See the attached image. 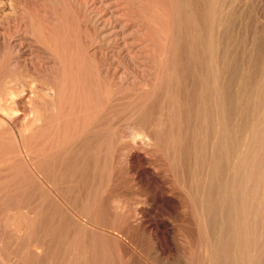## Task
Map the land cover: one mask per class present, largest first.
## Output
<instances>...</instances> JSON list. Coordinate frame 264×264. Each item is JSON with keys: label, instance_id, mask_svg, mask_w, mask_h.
Segmentation results:
<instances>
[{"label": "rangeland", "instance_id": "1", "mask_svg": "<svg viewBox=\"0 0 264 264\" xmlns=\"http://www.w3.org/2000/svg\"><path fill=\"white\" fill-rule=\"evenodd\" d=\"M259 51L264 0H0V87L26 77L43 93L29 161L0 143V264H204L188 193L213 155L253 194L234 162L252 161L246 129L264 122V87L233 97L241 56ZM252 204L264 264V186ZM239 240L245 264L244 219Z\"/></svg>", "mask_w": 264, "mask_h": 264}, {"label": "bare ground", "instance_id": "2", "mask_svg": "<svg viewBox=\"0 0 264 264\" xmlns=\"http://www.w3.org/2000/svg\"><path fill=\"white\" fill-rule=\"evenodd\" d=\"M257 54L262 57L254 58L253 53L248 56L246 54H244L246 56H241L244 70L241 79L245 84L235 86L234 97L231 96L240 103L247 98L250 93L249 88L254 91L264 87L260 82L254 83L256 79L263 76V68L253 69L254 63L257 66H264V52L259 51ZM210 66L212 67V64ZM226 70L227 65L223 67L220 63L213 74L216 75L214 99H216L217 106L221 108V110L220 108L216 110L218 120H214V123L218 125L224 124L227 118L224 112L227 111L228 106L224 105L229 97L226 96V92L221 87ZM253 72H256V75H253ZM250 82L252 83L248 85L247 83ZM40 87L42 88L43 84ZM35 97L42 99L43 93L38 91L37 85L26 77L21 81L9 79L3 87H0V143L15 144L19 154L26 162L29 161V154L24 140L30 133L31 127L41 121L38 116L42 114L41 108L37 109L38 116L31 119L33 115L31 100H34L32 98ZM41 103L43 104V102ZM19 123L22 125L20 129L17 127ZM239 130L240 128H238V132ZM246 130L250 132L254 144L250 143L254 146L253 151L255 152L252 153L251 162L249 160L247 164L239 163L241 167L236 165L237 162H234V166L238 170H244V180L252 183L255 187L253 194L248 192L245 187L239 190L234 184L232 185L230 175H227L226 171L224 175L218 173V169L213 168V155L203 172H196L195 176H200V179L203 180L195 185L194 191L188 193L193 198L189 210H192L194 216L193 226L196 230L194 237L196 240L203 241L205 245L204 264H239L242 249L239 240L240 219H244L245 225V264H255L252 249H254V218L256 217L252 212L251 205L253 206L252 202H255L261 186H264V122L258 121L257 125L251 123ZM233 131L231 133H235V129ZM229 134L230 131L227 130L226 135L223 136L224 140ZM42 158L44 156H41L40 160ZM38 176L39 182L44 183L43 176L40 174ZM239 191L240 194L238 195ZM136 223L138 224V222ZM142 224L141 226H143ZM127 229L133 232L134 227L129 224ZM101 233L105 238L111 236L106 231H101ZM137 256L132 254L134 258Z\"/></svg>", "mask_w": 264, "mask_h": 264}]
</instances>
